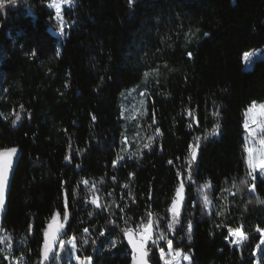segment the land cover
Wrapping results in <instances>:
<instances>
[{"label":"trees","instance_id":"trees-1","mask_svg":"<svg viewBox=\"0 0 264 264\" xmlns=\"http://www.w3.org/2000/svg\"><path fill=\"white\" fill-rule=\"evenodd\" d=\"M64 17L60 38L47 0L0 9V150L21 151L0 229L13 244L3 251L0 243V264L17 257L42 264L45 233L65 211L59 238L75 239L77 255L93 264H129L125 230L149 221L173 225L167 238L190 264H253L257 229L264 231V180L248 178L244 121L253 102H264V61L245 71L242 58L264 47V0H135L131 8L128 0H75ZM147 72L157 73L146 102L159 137L114 165L124 124L120 94ZM84 181L98 183L101 199L119 197V209L128 197L124 217L84 204ZM205 183L211 211L195 192ZM237 228L248 237L238 249L228 242ZM145 249L151 264H163L155 237Z\"/></svg>","mask_w":264,"mask_h":264},{"label":"rangeland","instance_id":"rangeland-1","mask_svg":"<svg viewBox=\"0 0 264 264\" xmlns=\"http://www.w3.org/2000/svg\"><path fill=\"white\" fill-rule=\"evenodd\" d=\"M18 1H21V0H16V2ZM49 2L50 0H47V5ZM7 4L8 3H6L5 5ZM74 6H75V0H61L60 17H57L56 10L54 8L50 9L47 6V8L53 14L54 22L57 23L59 27L58 30L53 31V34L56 35L57 37H60V38L63 37L64 31L68 27L65 21L64 12L66 10L72 9ZM247 53L251 54L252 59H251V63L249 64H245L243 61V69L245 71L249 70L256 61H259V60L264 61V47L258 50L249 51ZM156 74H157L156 72L145 73L139 84H137L134 87H131L130 89L120 94V112H121V116L123 118L124 124H123V134H122V139H121L119 155H118L115 165H118L120 162H122L125 159L130 160V159H135L136 157H139L140 154L144 150H149L153 146L155 139L159 137V132L153 129L154 122L147 120L148 112H147V102H146L147 84L149 82V79H151L152 77H156ZM1 85H2V82L0 81V88H1ZM256 104L257 105L264 104V102L256 103ZM256 118L257 120H259L260 119L259 115H257ZM249 123H250V128L255 130L257 126L251 123V118H249ZM262 136H264V133H256L253 136H249L248 131L245 130V133H244L245 151H246V148H259L260 147L259 139ZM201 142H202V139L197 137L194 139V142L189 148V154L187 157V166L185 168V176H186L187 184L189 183L193 184V181L191 179V168L193 166L194 161L192 160L191 153L195 151L196 154L198 155L197 145H200ZM197 155H196V158H197ZM246 160H247V152H246ZM247 168H248V165H247ZM248 172H249V169H248ZM254 176L255 178L253 179V177L248 175L249 180L254 181V182L257 178L264 180V175H261L259 171L254 173ZM253 188L254 186L252 184L250 187V191H253ZM97 189H98L97 182H92V181L82 182L80 190L84 193V196H83L84 204H89L90 206H93L95 208H104L105 211L109 212L111 215L115 214L116 211H120L121 218H123L124 210L127 206V203L129 202L128 197L125 198L123 196L124 194L121 193V195L123 196L122 199L125 198L124 199L125 205H123L122 208H120L121 209L120 210L118 206H119L121 199H119V197L117 196L113 197L111 194H108L106 195V197L101 199V197L97 193ZM210 190L211 189H210L209 183H205L202 185H195V192L197 194V200H199L203 204L205 210L207 211H211L212 209ZM80 198H82V196ZM93 201H95V203H93ZM175 201H176V207H177V210L180 216L181 204H182V193H180L179 198L176 197ZM169 217L171 221H174V223L178 220V218L174 216L171 211H170ZM65 221L66 220L63 217L55 216V218L53 219V223L51 224L48 232L55 230L56 227L59 225L61 226L60 227V236H61L64 232ZM110 221H113V220L110 219ZM148 224L149 223L147 222H143L141 224L136 225V227L132 230V232H134V234L137 236L138 239L141 240V234L143 233L142 226H147ZM124 226L125 224L121 225L122 228H124ZM169 230L170 228L168 224L164 229H161L160 227H157V228L154 227L151 223L150 239L146 241V243L144 244V247L152 241V238L155 237V245L159 248V255H160L161 247L163 248V251L165 252V254H167L168 252L167 233L169 232ZM59 239L60 238H58L57 242L52 245V252L49 254V259H50L49 264H52L56 252H60L61 259L56 261L55 264H76V259L71 254L70 246L66 245V248L64 251L60 250ZM69 239H73V238H69ZM112 241H115V244H116V239L112 237L108 240L105 246V249L109 250L113 248L111 247ZM243 241L244 240H241L240 237H238L235 234V230H231L228 233V242L230 245H232L236 249L240 247ZM0 243L2 244L3 251L9 250L11 245L13 244L12 241L8 239V236L5 233H0ZM17 243H21V240H18ZM183 255H186V254H183ZM252 256L254 258L253 264H264V244H261L260 241L257 244ZM76 257H79L77 255V252H76ZM166 258H168L167 255H166ZM162 262L164 264L163 260ZM7 263L8 264H24V259L22 257H17V258H12V259L8 258ZM179 264H190V260L184 261L181 259L179 261Z\"/></svg>","mask_w":264,"mask_h":264},{"label":"snow or ice","instance_id":"snow-or-ice-1","mask_svg":"<svg viewBox=\"0 0 264 264\" xmlns=\"http://www.w3.org/2000/svg\"><path fill=\"white\" fill-rule=\"evenodd\" d=\"M138 2V0H136ZM11 4L15 5L16 0H0V9L5 8V4ZM129 7H134V0H128ZM48 8L52 9L54 8L56 10L57 17H60L61 15V0H50L48 3ZM207 35V33H205ZM35 55V53H33ZM189 58H191L192 53H188ZM252 56L250 53H244L243 61L245 64L251 63ZM259 115L260 119L257 120L256 116ZM245 122H244V128L246 131H248L249 136H253L256 133H264V104L257 105L255 102L247 109L245 112ZM249 118H251V123L255 124L257 127L255 130L250 128ZM20 119V116L17 115L16 119L12 121L13 124L16 123L17 120ZM95 119V117H93ZM216 129H219V125H216ZM158 131V130H157ZM218 134V131L214 130L212 135L215 136ZM259 148H246L247 152V165H248V175L255 178L254 173L260 172L261 175H264V136H262L259 139ZM191 147V146H190ZM199 147V145H197ZM17 154V148L11 147V148H4L0 150V208L5 207V191L9 186V171L12 169L13 166V158ZM196 152L193 151L191 153L192 160H196ZM67 159V157H66ZM115 165V161L113 162ZM171 163V161H169ZM181 188H183V184L181 185ZM181 188L177 189V197H180ZM95 203V201H93ZM99 206V205H98ZM170 211L173 213L174 216L179 218V212L176 207V201L173 202V206L170 209ZM64 219H68V212H64ZM60 227L57 226L55 230L46 232L45 233V240L43 244V248L41 251L42 256V264L43 261H47L49 259V254L52 252V245L57 242V239L60 236ZM143 227V233L141 234V242L139 246V259L137 258V255L135 254L138 250L137 245L133 244V264H148L149 259H155L154 256L149 257L148 251L144 248V244L148 239H150V233H151V221H149V224L147 226ZM169 227H173V225H169ZM191 223L188 224L189 232L191 231ZM85 232L88 231V229H84ZM130 230H125V236H129ZM257 232H260L261 239L260 243L264 244V231H261V229H257ZM235 234L240 237L241 240H247L248 237L244 236L242 231L237 228L235 230ZM101 236L104 235L103 232L100 233ZM235 242V241H234ZM84 244H87L88 241H83ZM93 244H95V241H92ZM129 243H132V239H129ZM168 244V252L165 254L163 251V248L161 247L160 250V259L164 261V264H179V261L182 259L184 261H189V257L187 255H183L180 251H173V242L172 240L167 241ZM67 246H70L71 248V254L76 259V264H93V260L91 257H85L83 259L76 257L77 249V241L75 239H68L65 240L63 238L59 239V248L61 251H64ZM111 247H115V241H112ZM166 255L168 258H166ZM61 259L60 252H56L52 264H55L56 261Z\"/></svg>","mask_w":264,"mask_h":264},{"label":"water","instance_id":"water-1","mask_svg":"<svg viewBox=\"0 0 264 264\" xmlns=\"http://www.w3.org/2000/svg\"><path fill=\"white\" fill-rule=\"evenodd\" d=\"M20 157H21V151L17 148V154L13 158L12 169H10V171H9V186H8V188L5 191V207L4 208H0V229H1V225L3 223V219H4L6 203H7V199H8V195H9L12 179H13L14 172H15V169H16V166L18 164V161H19ZM130 238L132 239V243L131 244L129 243V239ZM124 242H125V245L128 247L129 252H130V262H129V264H133V259H132L133 255H134L133 244L137 245L138 250H137V252L135 254L137 255V258L139 259V246H140L141 240L136 237L134 232L129 231V236L128 237H126L125 234H124ZM148 264H151V263L148 261Z\"/></svg>","mask_w":264,"mask_h":264}]
</instances>
